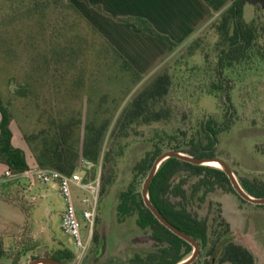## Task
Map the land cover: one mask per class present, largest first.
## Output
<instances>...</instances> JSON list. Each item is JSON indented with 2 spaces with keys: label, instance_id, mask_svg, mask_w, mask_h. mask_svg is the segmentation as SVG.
<instances>
[{
  "label": "rangeland",
  "instance_id": "1",
  "mask_svg": "<svg viewBox=\"0 0 264 264\" xmlns=\"http://www.w3.org/2000/svg\"><path fill=\"white\" fill-rule=\"evenodd\" d=\"M8 1L10 11L0 19V96L12 113L15 142L24 147L29 166H35L39 164L36 155L41 152L43 137L55 134L54 128H42L49 125L50 118L56 121V127L73 123V140L78 147L88 124L101 126L105 120L110 122L98 162L80 164L88 178L93 170L101 174L94 232L98 231L99 241L103 242V253L97 258L98 244L92 238L79 264H129L151 246L150 241H145L146 233L138 227L135 214L123 221L118 218L119 194L133 178L134 164L154 142L161 144L163 152L173 151L174 147L188 145L203 119L216 115L219 121L224 120V104L219 95L209 91V84L216 80L217 36L212 22L219 13L211 12L163 62L148 72L141 71V76H129L113 63L109 51L101 54L89 45L92 39L85 38L77 0ZM145 1L132 0L130 4V0H125V4L130 10L153 13ZM36 2H40V8H35ZM257 2L264 22V0ZM73 12L78 15L73 16ZM194 13H198L197 6ZM254 16V2L246 3L245 19L251 21ZM159 20L174 37L182 36L190 22L187 12L177 24L170 16ZM76 33L82 34L80 39L88 51V47L81 53L71 49L77 41L70 43L71 34ZM196 39L200 40V47L190 53L188 46ZM166 71L177 75L175 84L163 98L150 100V109L160 111V118L132 121L128 129L118 127V119L131 100ZM225 75L232 85L235 109L229 118L233 123L221 133L216 152L241 174L264 181V63L236 64ZM234 177L239 182L236 173ZM10 183L1 189L18 203L14 205L17 229L14 236L6 238L7 247L12 243L13 264H28L34 257L63 245L76 252L74 240L62 228L64 203L57 183H31L26 178ZM144 183L145 179H141V191ZM223 192L217 189L204 201L196 199L192 207L217 230L222 229L219 213L223 209L231 224L229 241L246 242L255 253L256 264H264V207ZM86 195L81 189L75 194L80 200ZM80 204L83 220L84 204ZM237 204L241 205L240 210L236 209ZM14 239L17 243L13 245Z\"/></svg>",
  "mask_w": 264,
  "mask_h": 264
},
{
  "label": "trees",
  "instance_id": "2",
  "mask_svg": "<svg viewBox=\"0 0 264 264\" xmlns=\"http://www.w3.org/2000/svg\"><path fill=\"white\" fill-rule=\"evenodd\" d=\"M83 1L90 4L89 0ZM204 2L212 12L219 13L212 22V29L217 36L214 43V49L217 52L216 80L209 84V91L219 95L220 101L224 104L225 117L222 122L218 120L216 115H210L203 119L188 145L177 146L172 150L186 153L194 158H220L224 160L236 173L246 192L254 197L264 198L263 180L241 174L228 159L220 157L216 152L221 133L229 129L233 123L229 118L233 116L232 111L235 109L231 95L232 85L229 84L230 80L227 81L225 78L226 70L228 71L231 67L241 63L245 65L260 61L264 63V22H262L260 14L262 8L257 0H204ZM248 2L255 4V16L251 21H247L244 17V7ZM10 6V1L0 0V19L7 15ZM72 6L73 11L77 12L78 10L73 3ZM35 8H40V2H36ZM98 8L102 10L100 6ZM76 12H73V16L78 15ZM120 19L133 22L141 30L167 41L174 47V50L180 45L144 17L128 16ZM85 33V38L88 36L92 39L90 40L91 44H89L91 47L99 49L101 54L109 51L113 63L119 65V70L121 67L120 71L126 72L129 76H141L134 66L107 40L103 41L102 47L98 48L96 41L100 36L96 32ZM80 38L83 39L82 34H71L70 43L75 40L78 41H75L71 48L76 53H81L88 47ZM199 47L200 40L196 39L188 46V50L193 53ZM88 49L89 47L86 51ZM176 76V74L167 71L158 74L126 106L116 125L122 129H128L132 121L135 120L159 119L161 112H153L150 109V100H158L166 96L172 85L175 84ZM224 80L226 83L223 82ZM149 114H151L150 118L148 117ZM11 121L12 113L9 105L0 96V162L5 163L7 168L14 172H19L31 166H29L25 151L13 143ZM54 122L56 121L50 118L49 125L42 127L43 130L54 128L55 134L50 138L48 134L43 137L41 152L36 155L39 166L54 167L66 173H73L76 170H81L80 164L84 165L86 160L92 164L98 162L103 136L110 124L108 120H105L101 126L88 124L81 147L76 146L73 140L72 122L66 123V125L60 123L58 127ZM162 152L161 144L154 142L150 149L146 150L134 164L133 178L126 189L119 194L117 205L119 220L123 221L126 217L135 214L138 227L146 233L145 241L151 242L150 248L141 254H137L136 259L129 264H178L189 258L194 251L191 242L170 230L146 206L143 193L140 190L141 179L146 181L156 158ZM90 172L89 178L85 174L86 180H91L98 174L95 170ZM217 189L225 190L223 194L237 195L242 202L252 203L239 195L224 169L209 164H196L180 156H170L160 164L150 182L148 193L151 203L160 214L181 231L194 237L200 244L199 254L191 264H223L226 262L256 264L255 253L249 246L242 241H229L227 236L231 231V224L224 217L223 209L219 213L221 219L219 223L222 229L217 230L213 228L207 217L201 216L192 207L196 199L204 201L211 192ZM255 205L264 207V204ZM93 241L98 244V258L103 253V242L99 241L97 230L93 234ZM42 257L53 258L63 264H75L76 252L73 248L63 245Z\"/></svg>",
  "mask_w": 264,
  "mask_h": 264
},
{
  "label": "crops",
  "instance_id": "3",
  "mask_svg": "<svg viewBox=\"0 0 264 264\" xmlns=\"http://www.w3.org/2000/svg\"><path fill=\"white\" fill-rule=\"evenodd\" d=\"M90 4L83 0H77L76 7L80 10V17H82L81 24L84 32H96L99 39L96 41L98 48L102 47L103 41L107 42L117 49L141 74L148 72L152 66L163 62L169 56L174 47L167 41L151 35L148 32L141 30L135 23L121 20L122 17L141 16L148 19L158 30L163 33L170 34L169 36L176 42L180 43L189 34H192L203 21H205L211 14L212 10L204 2V0H147L145 6H149L153 13L140 12L139 10H130L125 4V0H89ZM132 4V0H130ZM153 4V5H152ZM100 6L102 10L98 8ZM196 6L198 13L195 14ZM199 7L200 13L199 14ZM187 12L190 22L187 30H183V35L174 37L167 28L161 25L160 18L170 16L174 18L175 24L179 23V18H183ZM80 19V20H81ZM87 29V30H86ZM128 36L129 38L126 39ZM142 36V38L140 37ZM125 39V41H122ZM101 45H100V44ZM142 71V72H141ZM12 128V126H11ZM13 131V130H12ZM14 145L24 148L22 145H17L15 142V135L13 132ZM7 165L0 162V177L6 170ZM12 183L0 182V264H12L11 245L7 247L6 238L14 234L17 229V224L14 220L15 206L18 204L16 200L11 199L5 190L1 189L3 186H8ZM81 188L73 186L74 196ZM83 190V189H81ZM76 205L78 214L80 216L81 200L76 198ZM240 204H237L236 209L240 210ZM14 236V235H13ZM13 245L17 240H11ZM244 242V241H242ZM249 246L246 242H244ZM250 247V246H249Z\"/></svg>",
  "mask_w": 264,
  "mask_h": 264
},
{
  "label": "built area",
  "instance_id": "4",
  "mask_svg": "<svg viewBox=\"0 0 264 264\" xmlns=\"http://www.w3.org/2000/svg\"><path fill=\"white\" fill-rule=\"evenodd\" d=\"M90 164L91 162L89 160L84 162V165ZM23 178L29 179L31 183L35 181L41 183H57L64 203V209L61 212L62 228L74 240L77 247L75 264H79L94 234L101 190L100 173L95 178L86 180L81 170L66 173L54 167L35 165L19 172H14L10 168H6L0 177V182L6 183ZM73 186H77L87 192V195L81 200L84 204L82 211L83 220L78 214Z\"/></svg>",
  "mask_w": 264,
  "mask_h": 264
},
{
  "label": "water",
  "instance_id": "5",
  "mask_svg": "<svg viewBox=\"0 0 264 264\" xmlns=\"http://www.w3.org/2000/svg\"><path fill=\"white\" fill-rule=\"evenodd\" d=\"M170 156H180L182 158L188 159L193 161L196 164H206V161L209 160H216L222 163L223 168L228 177L231 179L233 186L235 187L236 191L239 193V195L252 203L255 204H264V198H257L254 197L252 195H250L248 192H246L244 190V188L241 186V184L239 182H236L235 177H234V172L232 171V169L226 164V162L220 158H194L186 153L183 152H178V151H166V152H162L155 160L149 174L148 177L143 185V189H142V193L144 196V201L147 207H149L151 209V211L156 215V217L161 220L164 225H166L170 230H172L174 233H176L177 235H179L180 237L186 239L187 241L191 242L194 245V251L192 253V255L185 259L184 261L178 263V264H191L198 256L199 254V250H200V244L196 241V239L186 233H184L183 231H181L178 227H176L175 225L171 224L162 214L159 213V211L157 210V208L151 203L150 201V197H149V193H148V188L150 185V182L153 178V176L155 175L156 171L158 170L160 164L166 160L167 158H169ZM40 263H51V264H63L58 260H55L53 258H47V257H39L36 258L32 261H30L28 264H40Z\"/></svg>",
  "mask_w": 264,
  "mask_h": 264
},
{
  "label": "bare ground",
  "instance_id": "6",
  "mask_svg": "<svg viewBox=\"0 0 264 264\" xmlns=\"http://www.w3.org/2000/svg\"><path fill=\"white\" fill-rule=\"evenodd\" d=\"M205 163H206V164H209V165L216 166V167L223 168L222 163L219 162V161H216V160H209V161H206Z\"/></svg>",
  "mask_w": 264,
  "mask_h": 264
}]
</instances>
